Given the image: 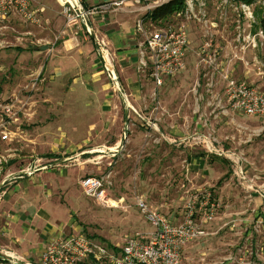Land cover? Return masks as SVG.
<instances>
[{
	"label": "rangeland",
	"instance_id": "1",
	"mask_svg": "<svg viewBox=\"0 0 264 264\" xmlns=\"http://www.w3.org/2000/svg\"><path fill=\"white\" fill-rule=\"evenodd\" d=\"M167 1L146 4L154 8ZM191 1L193 11L187 10L188 14L160 25L144 21L147 33L178 26L188 30V55L193 58L183 73L156 88L142 108L151 114L155 130H144L140 122L128 123L124 145L120 142L113 152L108 150L113 143L108 134L105 141L72 150L78 131L99 119L94 113L70 109V81L47 74L48 51L35 52L41 42L1 29L0 99L14 103L18 120L11 126V140L0 142V181L9 168L12 177L31 173L38 168V159L51 161L46 155L57 157L52 163L78 172V185L82 175L105 178L111 183V197L123 199L122 207L104 208L81 196L84 207L76 211L75 219L88 236L118 248L134 233L154 231L136 206L138 198L177 220L186 192L188 196L206 189L220 210L207 234L184 249L182 264H264V121L231 111L222 86L227 75L246 80L264 93L262 37L254 38L255 48L240 50L244 36L257 33L253 26L256 14L264 15V0ZM34 29L19 30L36 34ZM209 143L223 150L221 156L206 151ZM239 167L248 176L245 182L234 173Z\"/></svg>",
	"mask_w": 264,
	"mask_h": 264
},
{
	"label": "crops",
	"instance_id": "2",
	"mask_svg": "<svg viewBox=\"0 0 264 264\" xmlns=\"http://www.w3.org/2000/svg\"><path fill=\"white\" fill-rule=\"evenodd\" d=\"M118 1L124 2L116 8L110 7L107 10L101 8ZM82 3L86 10H98L90 16L88 26L94 38L105 46L106 54L117 77L115 85L105 75L100 55L90 36L86 40L76 30L65 27L60 8L55 0H30V10L35 12L37 23L25 22L15 16L1 24L0 30L10 29L15 33L29 36L36 42H41L36 45V48L47 46L44 68L48 75L60 78L61 82L70 81V91L73 92L69 94L72 98L70 109L75 108L76 112L94 113L99 119L98 122L93 120L88 129L78 131L76 137L79 139L76 142L77 145H72V150L93 146L95 144L88 145V143L91 141L95 143L98 139L105 141L108 134L113 142L108 150L113 152L114 148H118L122 135H127L125 128L130 129L128 123H141L138 126L144 130H155L154 123L151 122L153 121L151 114L144 113L142 108L147 107L156 88L150 79V70L140 65L139 54L145 35L148 34L144 21L150 23V20L145 19L147 12L142 10L141 6H136L129 0H83ZM156 3L153 1L151 4ZM184 13L188 14L187 7L178 15L182 16ZM178 15L176 16L180 17ZM20 22L24 26L20 25ZM139 23H142L141 32L138 30ZM28 26H33L37 33L19 30L22 27L26 29ZM39 34H43L44 37L36 38ZM186 34L188 51L184 58V69L179 74L185 71L193 58L188 55L191 51L188 30ZM248 35L251 34L244 36L243 44L241 43L240 46V50L244 52L249 48H255V40L249 43ZM48 41L52 42L50 46L47 45ZM35 52L38 55L42 51ZM222 86H225V82ZM3 101L9 100L3 99ZM126 106L128 107L127 126L124 117ZM206 151L208 152L207 149ZM217 151L221 154L223 152L222 149ZM221 154L216 155L221 156ZM46 156L51 161L42 163V159H38L35 162L38 168L30 174L23 172L21 175L12 177L14 171L11 172L9 168L5 180L0 181V184L3 183L0 189V256L13 259L7 258V262H0V264H38L49 245L68 236L87 234L84 225L75 219L76 211L84 207L79 198L83 196L90 202L94 204L95 202L85 197L77 184L78 172L68 169L66 165L53 164L52 162L57 160L55 155ZM197 164L202 167V159ZM45 172L51 174L45 175ZM245 175L248 178L246 173ZM86 176L90 175H82L79 180ZM256 192L257 190L251 191V193ZM187 193L181 198L184 202L187 199ZM182 213L183 211L174 221L180 220ZM212 222L204 225L205 230ZM91 240L108 247L104 240L96 236Z\"/></svg>",
	"mask_w": 264,
	"mask_h": 264
},
{
	"label": "built area",
	"instance_id": "3",
	"mask_svg": "<svg viewBox=\"0 0 264 264\" xmlns=\"http://www.w3.org/2000/svg\"><path fill=\"white\" fill-rule=\"evenodd\" d=\"M142 10H152L149 0H129ZM60 8L67 29L76 30L82 36L89 37L90 16L97 9L86 10L83 0H55ZM124 1L111 2L101 8L119 7ZM187 10L193 11L192 1L186 0ZM140 7V8H141ZM19 17L25 22L37 23L35 12L30 10V0H0V25L11 17ZM180 16V15H178ZM141 32L142 23L138 24ZM261 32L248 35L249 43ZM94 44L100 55L102 68L112 84L117 77L106 54L104 44L94 38ZM254 42V41H253ZM188 51L186 30L182 26L170 27L145 35L139 52L142 68L150 70V79L155 88H161L165 81L177 76L184 69V58ZM224 100L233 112L247 117L264 120V93L246 81L224 76ZM18 120L17 111L11 101L0 100V142L11 140V126ZM151 126V125H150ZM209 152L220 155L212 145L205 146ZM30 174V172H27ZM240 182L246 181L242 167L235 170ZM85 197L104 208L122 207L123 199H113L109 193L111 183L103 177L86 176L79 181ZM136 206L154 231L150 234L134 233L125 239L116 251L94 243L83 235L68 236L49 245L38 264H182L184 249L192 242L207 234L204 225L216 219L220 204L209 190L192 191L183 204V213L177 222L169 219L156 209L149 207L138 198ZM9 260H13L7 257ZM90 260L94 261L91 262Z\"/></svg>",
	"mask_w": 264,
	"mask_h": 264
},
{
	"label": "trees",
	"instance_id": "4",
	"mask_svg": "<svg viewBox=\"0 0 264 264\" xmlns=\"http://www.w3.org/2000/svg\"><path fill=\"white\" fill-rule=\"evenodd\" d=\"M185 9H186L185 0H168L167 2H164L154 7L152 10L148 11L144 17L145 19L150 20L151 23L160 25L162 23L169 21L173 17H176V15L183 13ZM256 19H257V24L253 26V29L254 32H261L263 39V48H264V15L258 16L256 14ZM221 162L226 164V161H224L223 159L221 160ZM222 180H223L222 178L219 179L216 186H220ZM84 236L87 237L88 239L95 238L94 235L88 236L86 234ZM106 245L110 250L116 251V249L110 246L109 244ZM90 261L94 262L92 260ZM0 262L2 263L3 261L0 260Z\"/></svg>",
	"mask_w": 264,
	"mask_h": 264
},
{
	"label": "water",
	"instance_id": "5",
	"mask_svg": "<svg viewBox=\"0 0 264 264\" xmlns=\"http://www.w3.org/2000/svg\"><path fill=\"white\" fill-rule=\"evenodd\" d=\"M89 36H90V39H91L92 41H94V34H93L92 30H91ZM45 50H48V47H47V46H43V47L40 48V51H45ZM127 112H128V107L126 106V109H125V112H124L125 125H126V126H127V124H126V123H127ZM124 143H125V135L123 136V138H122V140H121V144L124 145ZM53 164H56V163H53ZM2 184H3V183L0 184V189H1V187H2ZM0 260L3 261V262H7V261H8L7 258H5V257H1V256H0Z\"/></svg>",
	"mask_w": 264,
	"mask_h": 264
}]
</instances>
